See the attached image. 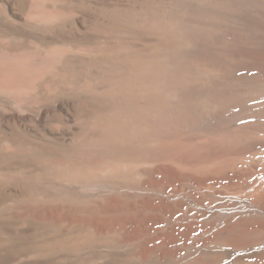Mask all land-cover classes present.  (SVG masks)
Wrapping results in <instances>:
<instances>
[{
    "label": "bare ground",
    "instance_id": "obj_1",
    "mask_svg": "<svg viewBox=\"0 0 264 264\" xmlns=\"http://www.w3.org/2000/svg\"><path fill=\"white\" fill-rule=\"evenodd\" d=\"M85 2L20 0L18 31L0 29V99L74 104L67 136L0 135V184L28 190L1 206L17 211L0 215V250L264 264V0ZM73 3L90 17L58 38Z\"/></svg>",
    "mask_w": 264,
    "mask_h": 264
},
{
    "label": "rangeland",
    "instance_id": "obj_2",
    "mask_svg": "<svg viewBox=\"0 0 264 264\" xmlns=\"http://www.w3.org/2000/svg\"><path fill=\"white\" fill-rule=\"evenodd\" d=\"M84 1H87L88 3L93 2V1L98 2V3H102V2L103 3L104 2L121 3L122 2V0H84ZM18 2H20V0H8V1L3 0L0 2V13H1L0 18L3 19V20L0 19V29H2L3 31L5 30V32L6 31H10V32L18 31L16 29L17 26L15 27L14 23H12L10 19L8 20V18H11V16L13 17L17 15V13L18 15L21 13L22 10H20L21 8H19L21 4ZM2 3H3V6H2ZM88 3L85 2L86 5ZM72 6L73 8L77 7L76 9H74V13L77 14L76 16L77 18L75 17L74 18L75 20L73 18L71 19L69 18L68 20H66V23H65L66 26L64 27V29L59 27L60 30L58 29L56 33L58 38L67 39V37L69 36L68 39H71L73 37L75 38V36L77 37L78 36L77 35L78 31L76 29L77 26L86 24L87 19H89L90 17L88 9L85 8L84 6L81 5V7H79L78 4L76 3L75 5L73 3ZM3 11H7V12H3ZM51 100L50 102L49 100H46L48 102H45L41 106L40 110L32 108L31 110H29V112L25 111V112L20 113V112L14 111L10 107V105L7 102H5L4 99H0V135H3L1 137L4 139H7V137L11 135L9 139H13L16 141H19L18 139H20L23 142H34V141L37 142V140L38 141L42 140L44 136L52 135L53 137H56V138L67 136L69 134L68 124L73 120L72 116H73L74 104L70 100H67L64 98H61V99L55 98L52 101ZM57 125L59 126L58 128L56 127ZM4 133L6 134L7 137L6 136L4 137ZM24 166L30 167L29 164H24ZM14 167H16V165H13V167L12 165H8L3 170H11V168H14ZM25 188L26 187L21 183H17V184L10 183L8 185L0 184V215L1 214H4V215L12 214L17 211L15 209H1V208L3 207V205H6L9 202L16 203L18 201L20 202L21 199L24 200V198H26L28 194V190L27 189L25 190ZM7 217H6L7 219H10V216H7ZM6 254L7 253L5 252V250H0V264H23V263H19V260L16 256L11 257V255L8 256ZM26 264H30V263H26Z\"/></svg>",
    "mask_w": 264,
    "mask_h": 264
}]
</instances>
